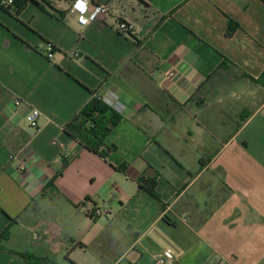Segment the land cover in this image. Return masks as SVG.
I'll list each match as a JSON object with an SVG mask.
<instances>
[{"label": "crops", "instance_id": "obj_1", "mask_svg": "<svg viewBox=\"0 0 264 264\" xmlns=\"http://www.w3.org/2000/svg\"><path fill=\"white\" fill-rule=\"evenodd\" d=\"M44 1L0 12V264H264V2L92 0L109 14L81 27ZM112 95L104 159L64 128Z\"/></svg>", "mask_w": 264, "mask_h": 264}, {"label": "trees", "instance_id": "obj_2", "mask_svg": "<svg viewBox=\"0 0 264 264\" xmlns=\"http://www.w3.org/2000/svg\"><path fill=\"white\" fill-rule=\"evenodd\" d=\"M262 1L264 2V0ZM13 2V5L17 6V16L30 3L56 16V13L54 14L49 11L48 7H50V4L44 0H13ZM3 10L8 11L9 7H3ZM43 41L49 43L44 39ZM121 120L122 116L117 110L101 100L99 96H93L81 111L65 126L64 131L73 140L78 142L82 148L105 159L111 152L116 150L115 145H107L105 140ZM67 162L68 160L64 161L63 167L67 165ZM156 186V178H142L140 180V188L150 194L162 206ZM6 237L7 232L5 231L0 236V249Z\"/></svg>", "mask_w": 264, "mask_h": 264}, {"label": "built area", "instance_id": "obj_3", "mask_svg": "<svg viewBox=\"0 0 264 264\" xmlns=\"http://www.w3.org/2000/svg\"><path fill=\"white\" fill-rule=\"evenodd\" d=\"M13 3V0H0V12L4 11L3 7H10L13 5ZM69 10L76 16V21L81 27H89L95 22L106 18L110 11L107 3H95L92 0H71ZM118 31L121 34L127 35L133 31V26L126 21H121L118 23ZM45 46L48 47L49 51H52L53 46L51 45V43H45ZM170 76H172V73L170 74ZM99 97L101 100H103L105 103L116 110H120L122 108V105L118 101L117 97L113 95L109 98L106 96ZM13 109L18 113L24 112L25 118L30 128L37 129L38 121L41 117V113L38 109L30 106L27 102L20 98H15L13 100ZM65 158H68V156L65 155ZM11 159L14 160L16 159V157L11 156ZM20 169L23 170L24 165H21ZM105 213L106 212L97 210L95 211L94 216H100ZM155 264H176V257L173 250L165 249L164 251H162L160 255L156 257Z\"/></svg>", "mask_w": 264, "mask_h": 264}, {"label": "rangeland", "instance_id": "obj_4", "mask_svg": "<svg viewBox=\"0 0 264 264\" xmlns=\"http://www.w3.org/2000/svg\"><path fill=\"white\" fill-rule=\"evenodd\" d=\"M3 16H5V15H3ZM0 26H1L2 28H4L5 31H7V32H9V33L11 32V31H10V28H11V27L8 26V25H5V24L1 21V19H0ZM41 41H42V40H41ZM43 42H44V41H43Z\"/></svg>", "mask_w": 264, "mask_h": 264}]
</instances>
